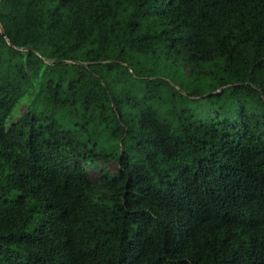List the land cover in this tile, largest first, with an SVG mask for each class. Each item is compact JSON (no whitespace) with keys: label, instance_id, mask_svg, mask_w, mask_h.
<instances>
[{"label":"trees","instance_id":"16d2710c","mask_svg":"<svg viewBox=\"0 0 264 264\" xmlns=\"http://www.w3.org/2000/svg\"><path fill=\"white\" fill-rule=\"evenodd\" d=\"M0 264H264V0H0Z\"/></svg>","mask_w":264,"mask_h":264},{"label":"rangeland","instance_id":"374dc122","mask_svg":"<svg viewBox=\"0 0 264 264\" xmlns=\"http://www.w3.org/2000/svg\"><path fill=\"white\" fill-rule=\"evenodd\" d=\"M25 110H26V104H22V105H20V107H19V112H20V114H23V113L25 112ZM110 166L112 167V169H113L114 171L117 170V168H118L116 162H112V163L110 164ZM91 174H92V176L94 177V179H98V178L101 176L99 170H97V169H92V170H91Z\"/></svg>","mask_w":264,"mask_h":264},{"label":"water","instance_id":"95a60500","mask_svg":"<svg viewBox=\"0 0 264 264\" xmlns=\"http://www.w3.org/2000/svg\"><path fill=\"white\" fill-rule=\"evenodd\" d=\"M1 30H2V28H1ZM2 33H3V35L5 36V33H4V31H2Z\"/></svg>","mask_w":264,"mask_h":264}]
</instances>
